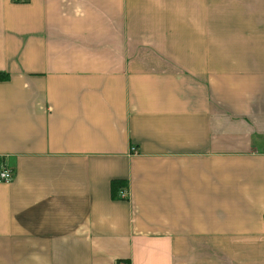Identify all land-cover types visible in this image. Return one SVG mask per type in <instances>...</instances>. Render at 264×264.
<instances>
[{"label":"crops","instance_id":"1","mask_svg":"<svg viewBox=\"0 0 264 264\" xmlns=\"http://www.w3.org/2000/svg\"><path fill=\"white\" fill-rule=\"evenodd\" d=\"M0 72V264H264V0H0Z\"/></svg>","mask_w":264,"mask_h":264},{"label":"built area","instance_id":"2","mask_svg":"<svg viewBox=\"0 0 264 264\" xmlns=\"http://www.w3.org/2000/svg\"><path fill=\"white\" fill-rule=\"evenodd\" d=\"M18 1H25V0H18ZM14 177V171L12 168L8 167L6 164H2L0 167V181L2 182H10ZM128 191L123 190L120 194L121 198H128ZM117 264H130L125 261H120Z\"/></svg>","mask_w":264,"mask_h":264},{"label":"trees","instance_id":"3","mask_svg":"<svg viewBox=\"0 0 264 264\" xmlns=\"http://www.w3.org/2000/svg\"><path fill=\"white\" fill-rule=\"evenodd\" d=\"M5 79H7V74L0 72V80H5ZM117 183L118 181L114 182V187L118 185Z\"/></svg>","mask_w":264,"mask_h":264}]
</instances>
